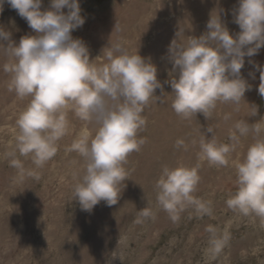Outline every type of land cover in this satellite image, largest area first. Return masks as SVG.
<instances>
[{
    "label": "rangeland",
    "instance_id": "1",
    "mask_svg": "<svg viewBox=\"0 0 264 264\" xmlns=\"http://www.w3.org/2000/svg\"><path fill=\"white\" fill-rule=\"evenodd\" d=\"M79 5L85 23L71 35L87 45L90 61L102 66L107 62V47L120 42L128 53L150 58L162 88L155 90L157 97L143 111L146 125L137 139L145 143L128 156L124 165L128 179L121 185L124 188L117 204L108 206L101 201L86 212L72 201L84 162L68 149L83 130L94 135L95 125L80 120L70 108L68 133L43 167L36 168L30 157L16 152L15 158L24 168L39 176L25 175L21 180L11 166L13 157L7 153L15 149L16 122L30 98L20 99L9 91L11 74L4 71V65L11 61L0 49V264H264V220L243 216L226 205L237 190L235 165L243 159L252 135L241 137L227 166H211L198 157L201 132L207 138L212 135L206 128L213 129L218 143L229 144V130L236 121L252 124L264 117V97L257 91L260 73L249 63L264 65V47L245 57L241 75L251 90L245 92L244 101L238 106L218 103L209 119L199 113L188 120L178 117L171 108L173 94L166 82L178 77V69L172 71L168 51L176 33L178 42L199 37L207 31L210 13L216 10L235 36L240 31L233 23L238 0H79ZM49 8L50 0H42L41 10ZM0 28L11 33L13 43L25 35H35L7 3L0 12ZM8 42L0 41L5 46ZM252 105L258 108L256 116H249ZM229 114L230 119L225 120ZM177 140H183L187 148H176ZM165 165H199L200 181L193 195L210 202L211 216L199 217L189 207L178 222L171 221L156 200L155 183ZM143 208H151L155 219L136 223ZM209 225L217 229V235L225 230L230 233L227 245L215 257L208 251L210 233L205 229Z\"/></svg>",
    "mask_w": 264,
    "mask_h": 264
},
{
    "label": "clouds",
    "instance_id": "2",
    "mask_svg": "<svg viewBox=\"0 0 264 264\" xmlns=\"http://www.w3.org/2000/svg\"><path fill=\"white\" fill-rule=\"evenodd\" d=\"M5 3L35 32L13 43L11 33L0 28V41H9L6 46L0 43V49L11 61L4 65V71L11 74L9 91H14L20 99L30 98L16 122L19 132L15 149L7 153L13 157L11 166L18 170L21 180L25 175L39 179L36 172L26 170L23 162L15 158L16 152L30 157L36 168L43 167L56 155L58 141L68 133L67 111L71 108L80 120L95 125L94 135L83 130L68 149L77 152L84 162L82 174H78L73 187L72 201L78 202L86 212H91L101 201L108 206L117 204L124 188L121 185L128 179L124 167L128 156L145 143L144 139H137L146 125L143 111L157 97L155 90L162 88L156 66L138 52L128 53L120 42L107 47L106 63L93 64L87 45L71 35L85 23L79 0H50V8L44 11L42 0H0V12ZM65 8L66 13L62 11ZM233 23L240 29L235 36L229 33L215 10V14L210 13L205 33L182 42H178L176 33L177 38L170 42L172 71L178 69V77L166 82L173 94L171 108L181 119H191L197 113L209 119L218 103L238 106L244 101L245 92L251 90L241 69L245 57L258 54L264 47V0H238ZM114 27L120 31L119 26ZM249 63L260 73L257 91L264 97V65L251 60ZM257 112V106L252 105L249 116H256ZM224 119H230V114ZM261 120L264 117L252 124L236 121L229 130V144L218 143L213 129L206 128L212 135L207 138L201 132L198 157L211 166H227L241 137L251 134L253 142L235 165L237 190L226 200V205L243 216L264 220ZM174 146L187 148L183 140H177ZM198 172L199 165L162 167L155 183L156 200L174 223L189 207L199 217L212 215L210 202L193 195L200 181ZM148 219L154 220L155 212L143 208L136 223ZM205 230L210 233L208 251L215 257L227 245L230 233L225 230L217 235V229L211 225Z\"/></svg>",
    "mask_w": 264,
    "mask_h": 264
},
{
    "label": "crops",
    "instance_id": "3",
    "mask_svg": "<svg viewBox=\"0 0 264 264\" xmlns=\"http://www.w3.org/2000/svg\"><path fill=\"white\" fill-rule=\"evenodd\" d=\"M262 123H264V120L262 121ZM250 140H251V143H252L253 142L252 138H250Z\"/></svg>",
    "mask_w": 264,
    "mask_h": 264
}]
</instances>
